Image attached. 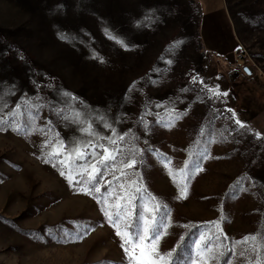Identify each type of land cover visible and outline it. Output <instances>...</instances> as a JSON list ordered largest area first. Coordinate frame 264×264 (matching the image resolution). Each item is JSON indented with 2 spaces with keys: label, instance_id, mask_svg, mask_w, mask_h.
<instances>
[{
  "label": "rangeland",
  "instance_id": "374dc122",
  "mask_svg": "<svg viewBox=\"0 0 264 264\" xmlns=\"http://www.w3.org/2000/svg\"><path fill=\"white\" fill-rule=\"evenodd\" d=\"M225 2L0 0V264H128L106 210L133 181L161 253L209 224L199 264L264 262V0ZM73 142L121 150L100 192L61 175Z\"/></svg>",
  "mask_w": 264,
  "mask_h": 264
},
{
  "label": "snow or ice",
  "instance_id": "6c2138e0",
  "mask_svg": "<svg viewBox=\"0 0 264 264\" xmlns=\"http://www.w3.org/2000/svg\"><path fill=\"white\" fill-rule=\"evenodd\" d=\"M84 131L88 135H92L90 128H86ZM109 143L115 144L116 141H110ZM88 148H101L102 152L97 153L92 151L89 153L86 151ZM69 149L66 154V159L74 156L75 160L80 161V163L76 164L75 170H73L71 163H68L67 167L69 171L67 173L61 171V175L65 176L70 182L76 180V176L78 175L81 179L76 180L77 183H80L85 175H87L86 183L90 184L91 188L86 187L84 189L85 192H100V181L97 177L104 174L102 169L117 170L113 168V165L117 157L121 155V150L118 147L109 149L103 145H92L91 142L82 145L73 142L69 145ZM63 150L64 144L60 142L58 147L54 149V152L56 155H59ZM51 155L52 153H50ZM97 157L99 158L97 159ZM60 163L64 165L65 160H61ZM135 164L136 160L134 158L127 162L121 160L122 167L119 169L121 175H124L123 168H132ZM73 171H75V175H73ZM129 188L134 190H129ZM119 189L123 195L117 196L115 204L112 205L116 211L113 213L106 210V215L108 216L109 222L116 229V234L122 240L121 247L128 258V264H193L191 258L185 256V249L190 247H195L197 250V264H199L200 252L211 253L212 246L205 244L206 236L203 233L192 245H189L181 237V242L173 250L167 253H161L158 249V244L161 238V220L163 217L158 219V215L162 210V206L159 202H155L154 197L150 198L151 203H136L137 200H143L142 196L138 197L136 195L137 193H141L143 189L135 181L128 188L121 183ZM115 194V189L109 193V195ZM180 198H187V185L180 188ZM120 201H124V203L121 204ZM103 202L105 204L108 203L107 197L103 198ZM163 207L166 208V206ZM137 208L139 211L134 213L133 209ZM133 215H135L134 223L132 221ZM256 239V236L246 237L242 243H247L249 240L256 241ZM146 241L148 243H145ZM261 241L264 243V236L261 237ZM241 254L243 255V253ZM214 258V256H209L207 259L211 260ZM257 264H264V262L257 261Z\"/></svg>",
  "mask_w": 264,
  "mask_h": 264
},
{
  "label": "trees",
  "instance_id": "16d2710c",
  "mask_svg": "<svg viewBox=\"0 0 264 264\" xmlns=\"http://www.w3.org/2000/svg\"><path fill=\"white\" fill-rule=\"evenodd\" d=\"M200 22H202V17L200 18ZM201 25L202 24H200V27H201ZM242 52H243L242 49H240V47H239V56H240V53H242ZM158 219H160V216L159 215H158ZM111 225H112V223H111ZM161 227L164 228V226L162 224H161ZM210 227H211V225H209V224H196L195 226H193L187 232V234L184 237V240L189 245H192L194 241H197L199 239V237L201 236L202 233L203 234L209 233L208 231H209ZM229 241H230V239H225L226 244H229ZM207 244H211V238L207 240ZM232 254H233V252H232V249L230 247L227 250L226 253L222 254V256L220 258L221 260H220L219 264H229V262L231 261V258H232ZM185 256L186 257H190L191 260H192V262H194L195 261V257H196V253L194 254V247L186 248L185 249Z\"/></svg>",
  "mask_w": 264,
  "mask_h": 264
},
{
  "label": "water",
  "instance_id": "95a60500",
  "mask_svg": "<svg viewBox=\"0 0 264 264\" xmlns=\"http://www.w3.org/2000/svg\"><path fill=\"white\" fill-rule=\"evenodd\" d=\"M244 72H246L247 74H250V70L248 67H244ZM240 73L238 71H234L231 75H230V79L232 81L236 80L239 77Z\"/></svg>",
  "mask_w": 264,
  "mask_h": 264
},
{
  "label": "crops",
  "instance_id": "0c3cea01",
  "mask_svg": "<svg viewBox=\"0 0 264 264\" xmlns=\"http://www.w3.org/2000/svg\"><path fill=\"white\" fill-rule=\"evenodd\" d=\"M206 1H209V0H206ZM224 3H225V6H226V2H225V0H224ZM209 7V6H208ZM227 8V7H226ZM213 26L216 28L217 27V25L214 23L213 24ZM204 27V26H203ZM208 33L209 34H211L212 35V38H214V36H216V34L218 33V31L217 30H215V29H209L208 30ZM217 36H218V39H219V35L217 34Z\"/></svg>",
  "mask_w": 264,
  "mask_h": 264
}]
</instances>
